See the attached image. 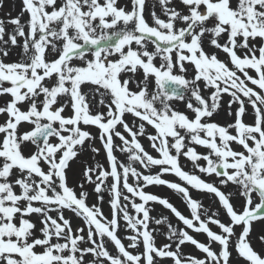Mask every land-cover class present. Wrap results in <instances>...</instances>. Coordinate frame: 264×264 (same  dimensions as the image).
Segmentation results:
<instances>
[{
  "label": "snow or ice",
  "instance_id": "1",
  "mask_svg": "<svg viewBox=\"0 0 264 264\" xmlns=\"http://www.w3.org/2000/svg\"><path fill=\"white\" fill-rule=\"evenodd\" d=\"M22 5L0 19V264H264V0Z\"/></svg>",
  "mask_w": 264,
  "mask_h": 264
},
{
  "label": "rangeland",
  "instance_id": "2",
  "mask_svg": "<svg viewBox=\"0 0 264 264\" xmlns=\"http://www.w3.org/2000/svg\"><path fill=\"white\" fill-rule=\"evenodd\" d=\"M121 4L124 3H130V0H120ZM155 0H146V10H145V14L146 16H148L150 10H151V4L154 3ZM0 3L3 4V7H0V19H3L5 21H8L11 18H14L18 15H21V9L23 7L22 5V0H0ZM157 11H159L158 7H157ZM27 20V14L24 13L23 17H22V22H25ZM6 27V32H11L13 27L10 24H5ZM5 39H7V36H5ZM19 52V49H12L9 57L7 58L8 60H16L18 58L17 53ZM7 98H0V103L3 102V100H5ZM227 99V97L225 98ZM216 120H218L219 122L223 123L225 121H229L230 118L227 116L225 111H221L220 115L215 117ZM150 132L152 131V129H148ZM142 143L144 144L145 148L147 150H149L150 152H152L151 148L149 147V141L146 138H142ZM96 146L99 147V141H96ZM198 151H203V149H199ZM154 155H156L153 152ZM117 155H120L119 153H117ZM121 159H124V157L122 155H120ZM81 161H88L89 163H94V162H100V163H104L105 161V157L103 152H101L100 155H94L91 153V151H86L84 152L83 155L80 156V159L78 161H76L75 163L72 164L71 166V170L68 173V178H69V183L71 185H78L80 182H82V173H83V164L81 163ZM182 164L186 165V169L185 170H190L192 168L191 162L186 161L182 158ZM153 173L157 172L158 169H152L151 170ZM165 179L171 180V181H175V182H180L179 179L173 175H167L164 177ZM214 179V178H213ZM131 182V180H130ZM93 185H86V190L90 193V198H89V204L92 203H96V194L93 191ZM147 191L153 192L155 194L158 195H162V196H166L170 199L171 202H173L175 205H177L178 207H180L181 209H183V204L181 201V198L179 197L178 194L174 193L172 190L168 189L167 187L164 186H149L148 189H146ZM228 191H233V188H229L227 189ZM193 196L195 198L201 199L203 200L205 206H208L210 204L213 203V201L215 200L214 196H211L207 193H197L195 191H193ZM105 198H104V202L102 204V210L104 211V213L106 215L110 214V207L108 204V193L106 192L104 194ZM242 202V198L237 197V203H241ZM154 208H156V213H153V215H157L158 213L163 212L164 215H170L169 212H167L166 210L162 209L161 206L159 205H153ZM66 215H71V214H66ZM76 221H74L75 223ZM173 223H175V220L173 219ZM166 231V226H162L161 227V233ZM237 231H239V229H237ZM127 233H121V235H126ZM264 235V222H254L253 224V232H252V240L254 243V246L257 249H260L262 247H264V244H262L258 237ZM198 239H200L201 241H206V237L203 235L198 236ZM167 240L165 239V237L161 234L157 236V244L161 245L163 243H166ZM125 243H127V241H125ZM183 251L187 254V253H191L194 255H199V253L197 252V250H195V248L191 245H187L183 248ZM162 264H172V261L170 259H166L162 262ZM233 264H242V261H240L239 257H236L235 254L233 256Z\"/></svg>",
  "mask_w": 264,
  "mask_h": 264
}]
</instances>
